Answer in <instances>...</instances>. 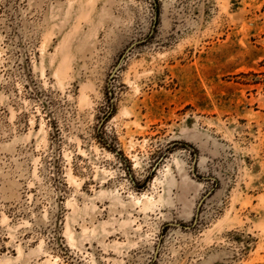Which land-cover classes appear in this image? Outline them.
<instances>
[{
    "label": "rangeland",
    "instance_id": "374dc122",
    "mask_svg": "<svg viewBox=\"0 0 264 264\" xmlns=\"http://www.w3.org/2000/svg\"><path fill=\"white\" fill-rule=\"evenodd\" d=\"M0 264H264V0H0Z\"/></svg>",
    "mask_w": 264,
    "mask_h": 264
}]
</instances>
